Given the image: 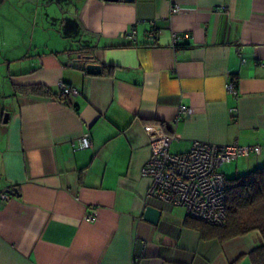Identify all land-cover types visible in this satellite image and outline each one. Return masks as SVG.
I'll list each match as a JSON object with an SVG mask.
<instances>
[{
    "label": "crops",
    "instance_id": "0c3cea01",
    "mask_svg": "<svg viewBox=\"0 0 264 264\" xmlns=\"http://www.w3.org/2000/svg\"><path fill=\"white\" fill-rule=\"evenodd\" d=\"M0 10V264H252L259 231L220 239L218 226L146 198L140 171L161 134L176 153L194 140L260 147L224 164L226 178L264 166V0H4ZM83 56L101 72L87 74ZM60 81L78 94L60 100ZM86 132L92 146L79 149ZM148 205L156 224L143 219Z\"/></svg>",
    "mask_w": 264,
    "mask_h": 264
},
{
    "label": "built area",
    "instance_id": "2783aa9c",
    "mask_svg": "<svg viewBox=\"0 0 264 264\" xmlns=\"http://www.w3.org/2000/svg\"><path fill=\"white\" fill-rule=\"evenodd\" d=\"M178 11L177 5L170 6L171 13ZM148 34L153 37L154 31L150 30ZM124 36L135 39L132 31L125 32ZM178 40L179 36L174 34L172 40L174 48H177ZM227 89L237 93L236 83L234 81L228 83ZM56 94L59 99H65L77 95L78 91L70 84L60 81ZM191 112L190 107L184 105L178 107L179 115ZM173 139L176 138L161 134L151 140V154L140 171L143 177L149 179L145 197L172 206H181L191 218L211 225L223 226L226 221V177L221 167L241 156L260 153V147L194 140L188 151L171 153L169 147ZM77 144L79 149L91 147L89 133H83L78 138ZM84 218L92 222L96 218V212L91 210Z\"/></svg>",
    "mask_w": 264,
    "mask_h": 264
},
{
    "label": "trees",
    "instance_id": "16d2710c",
    "mask_svg": "<svg viewBox=\"0 0 264 264\" xmlns=\"http://www.w3.org/2000/svg\"><path fill=\"white\" fill-rule=\"evenodd\" d=\"M37 88L32 86L30 89L37 91ZM225 200L226 221L223 226L217 227L220 239L254 230L259 231L264 238V166L226 178ZM249 256L252 264H264V243L254 248Z\"/></svg>",
    "mask_w": 264,
    "mask_h": 264
},
{
    "label": "water",
    "instance_id": "95a60500",
    "mask_svg": "<svg viewBox=\"0 0 264 264\" xmlns=\"http://www.w3.org/2000/svg\"><path fill=\"white\" fill-rule=\"evenodd\" d=\"M4 0H0V4L3 3ZM104 1H111V2H116V1H120V0H104ZM124 1H132V0H124ZM78 58H81L80 55ZM86 58L85 56L82 57V61H81V66L82 68L85 70V72L87 74H91V75H95V74H99L101 72V65L97 64V63H93V62H86ZM6 121V118H5ZM9 193H14L16 192V189L12 190V191H8ZM160 216V210L156 209L150 205L145 207V210L143 212V219L156 224L158 221V218Z\"/></svg>",
    "mask_w": 264,
    "mask_h": 264
},
{
    "label": "rangeland",
    "instance_id": "374dc122",
    "mask_svg": "<svg viewBox=\"0 0 264 264\" xmlns=\"http://www.w3.org/2000/svg\"><path fill=\"white\" fill-rule=\"evenodd\" d=\"M171 153H176V151H174L173 149H171ZM222 170H224V167H222Z\"/></svg>",
    "mask_w": 264,
    "mask_h": 264
}]
</instances>
